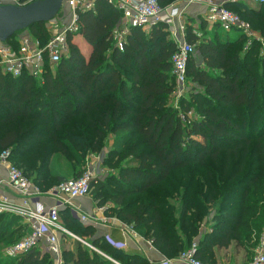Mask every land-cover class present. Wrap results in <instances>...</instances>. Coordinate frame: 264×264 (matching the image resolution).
<instances>
[{"label":"trees","instance_id":"obj_1","mask_svg":"<svg viewBox=\"0 0 264 264\" xmlns=\"http://www.w3.org/2000/svg\"><path fill=\"white\" fill-rule=\"evenodd\" d=\"M158 1L167 8L177 0ZM95 3L96 14L80 12L78 34L90 44L89 55L69 35V53L55 66L46 65L42 81L28 73L12 77L0 68V153L8 151L9 162L47 191L79 178L90 156L112 142L103 161L111 172L91 183L99 207L111 204L109 215L116 214L169 259L196 243V257L205 264H223V257L229 261L242 251L244 264H250L264 237V135L262 127L256 133L255 118L264 55L260 75L254 72L256 64L243 61L234 48L244 32H224L219 25L207 30L203 21L199 34L188 20L186 41L195 50L187 79L194 86L174 104L172 57L178 47L168 25L132 28L121 51L113 33L121 12L109 0ZM223 5L264 35V3ZM57 19L66 22L68 11L8 41L17 45L16 37L27 31L46 40V25ZM260 89L264 97V85ZM222 157L225 170L216 180L213 170H204L208 180L201 183L189 177L184 185L185 176L173 177L185 171L180 169L203 168ZM4 215L0 243L19 241L27 226ZM60 215L67 229L103 253L63 237L62 245L70 244L63 246L64 264H153L95 236L94 227L72 216L69 208ZM210 221L212 226L204 228ZM12 260L5 264H54L39 247Z\"/></svg>","mask_w":264,"mask_h":264},{"label":"built area","instance_id":"obj_2","mask_svg":"<svg viewBox=\"0 0 264 264\" xmlns=\"http://www.w3.org/2000/svg\"><path fill=\"white\" fill-rule=\"evenodd\" d=\"M121 12V22L114 30L115 46L123 51L127 37L132 28L140 27L144 30L156 26L161 22L167 25L174 23L181 15L178 7L165 8L169 12L164 17V8L158 0H109ZM188 3L203 4L207 8L206 19L212 25H219L224 31L238 30L249 31L250 25L234 11L225 7L217 0H186ZM252 3L263 4L264 0H250ZM1 3L20 4V0H0ZM167 10V11H168ZM68 11V19L54 20L48 28V38L42 40L24 32L16 37L17 45L6 41L0 42V68L6 75L19 77L24 73L33 76H42L47 64L55 66L63 56L69 53V35L76 34L79 30L80 12L92 11L96 14L95 0H65L63 12ZM181 29L185 32V26ZM177 35V34H176ZM178 36V35H177ZM177 51L172 57L173 74L176 82L175 94H181L187 82V64L195 45L183 38L176 37ZM9 152L4 151L1 162L6 166L8 177L6 182L0 180V214L9 213L21 219L27 226V233L9 249L11 256H19L31 249L44 248L54 260V264H64L62 238L70 237L84 242L92 249H98L85 242L67 229L61 222L60 210L69 208L72 216L82 222H87L92 216L81 213L74 204L77 198L91 195V183L94 174L87 169L79 178L68 179L60 185L47 191H42L29 179L22 169L8 160ZM7 187L8 190H5ZM51 197L54 203L48 206L42 197ZM109 240V239H108ZM112 244L116 245L112 240ZM183 264H205L196 257V243L191 248L183 251L178 258ZM175 259V260H176ZM174 260L164 259L154 264H172ZM250 264H264V237L256 249Z\"/></svg>","mask_w":264,"mask_h":264},{"label":"crops","instance_id":"obj_3","mask_svg":"<svg viewBox=\"0 0 264 264\" xmlns=\"http://www.w3.org/2000/svg\"><path fill=\"white\" fill-rule=\"evenodd\" d=\"M217 1L222 4L226 2H237V1L250 2V0H217ZM177 2H178L177 5H170L167 7L169 8V10L172 7H178L180 8L182 12L181 15L178 18H176L172 26L168 25L173 40L176 37H179V38L184 37L185 32L182 31L181 26L184 25L186 28L188 20L189 22L191 21V23H193L195 30H197L199 34L203 33L202 31H200L201 22L203 21H206L207 23L206 29L212 30L214 25L207 22V19L205 16L207 12V8L205 5L199 4V3L190 4L186 0H177ZM167 10L168 9L164 10V17H166L169 12V10L168 11ZM145 31H148V30H145ZM81 36L82 35H77L76 37L78 38ZM77 38L73 39V42L78 45L79 41L77 40ZM87 46L90 48V53H91L92 48L90 44L87 43ZM0 167H1V170L7 169V168L6 169L3 168V166H0ZM97 170H100V168H97ZM5 190H8V189H5ZM42 200L48 206L54 203V200L51 197L44 196L42 197ZM74 204L79 208L81 213H85V214L92 216V218H90L87 222H84V223L86 225L88 224L94 227L95 236L97 237L104 236L108 238L109 240H112L116 244L115 246L120 247L121 250H123V252H125L126 254L140 255L146 258L150 263H153V264L156 262H161L164 259H168L162 254V252L158 248L152 245L150 241L146 240L138 231L132 228L131 225L121 220L116 214L112 213L109 215L107 213V209L112 207L111 204L109 206L99 207L97 202L93 199L92 196L77 198L76 200H74ZM204 228H206V226ZM88 238L91 239V237H88ZM81 239L87 242L86 238L85 239L81 238ZM62 246L67 247V246H70V244L66 243L65 245H62ZM242 254H243V251L239 255L242 256ZM175 259H173L174 261L172 262V264H183L182 261L178 259L175 260ZM223 259L225 258L223 257L221 260ZM235 264H244L243 258L241 262L236 261Z\"/></svg>","mask_w":264,"mask_h":264},{"label":"rangeland","instance_id":"obj_4","mask_svg":"<svg viewBox=\"0 0 264 264\" xmlns=\"http://www.w3.org/2000/svg\"><path fill=\"white\" fill-rule=\"evenodd\" d=\"M177 3L178 2L176 1L171 5H177ZM46 26H47V28H50V25H46ZM244 34H245L244 40L241 42V44L238 45V47H234V48L239 50L240 57L242 58L243 61L249 60L251 63L256 64V68H254L255 69L254 72L255 73L259 72L261 75V68H260L259 61L262 59V57L264 55V35H262L261 33L255 31V30H252V29H250L247 32H244ZM77 35H79L78 32L76 34L74 33V35H72V40L77 38L76 37ZM82 37L83 36L77 38V40L79 41L78 45L86 55H89L90 54V48L87 46V42H85ZM246 68H244V70H246L247 74H250L249 71L247 72ZM36 77L38 78L39 81H42L40 79L42 76L38 75ZM252 83L253 82H251V80H249V86L250 87L252 86ZM263 85H264V81L263 82H261V81L257 82V88H258L257 89V91H258L257 98L259 99L258 100V106L259 107H258V109L255 107L257 109L255 118L258 119L257 117H259V123H258V126H256V130H257L256 133H259V130L262 127V132H261L262 135H264V102L261 101V99H263L264 97H263V94L260 93V91H261L260 87H262ZM192 86H194V84L190 81V78H188V80L184 86L185 89L182 92H179L181 94H173L172 95V98H171L172 102L175 104L179 97L188 96V91H189V89L192 88ZM111 140H112V138H111ZM111 144H112V142H109L106 145V147L104 148V151H102L99 154L91 155L87 161L86 170L90 169L92 171V173L94 174V179L95 178H105V176L111 172V169L103 164L104 158H105L106 153L108 152V149L110 148ZM2 154L3 153H0V160H1ZM0 166H3V168L6 169V166L1 161H0ZM224 166H225V160H224V157H222L216 164L209 163L206 167H203V168H201L199 166H191V167L186 168V169H180V170H185V171H177V172L173 173V177L177 178V180H180V177L185 176L184 177V185L187 184V182L189 181V179H188L189 177L193 178L195 180H198V183H201L202 180H208V176L204 170H213V175H214L213 180H216L215 177L218 176L219 170H225ZM97 168H100V170H97ZM198 170H201V171H198ZM228 170H230V168ZM7 175H8L7 169L1 170V167H0V180L2 182H6L7 177H8ZM207 188H208V186H205L206 191L208 190ZM6 189H7V187H6ZM90 196H92V195H90ZM109 205H107V206H109ZM10 215L11 214L6 213V215H4V216H5V218H7L8 216L10 217ZM12 216H15V215H11V217ZM212 224H213L212 221H210L207 223L206 227L210 228L212 226ZM72 230L76 231V230H78V228L75 226H72ZM19 238H16L12 242L0 243V264H5L6 261H9V262L13 261L12 259H14L15 257L11 256L8 253V249ZM72 241H73V239L70 240L69 243L73 244ZM41 251L43 253H46L44 248H42ZM244 254H245V252L243 251L242 256L239 255L238 257H229L230 258L229 261H227L226 259H223L222 263L223 264H231V263H234L236 261L241 262L242 258H243V260L245 259V256H243ZM223 255H224V252H222L220 254V257H223Z\"/></svg>","mask_w":264,"mask_h":264},{"label":"water","instance_id":"obj_5","mask_svg":"<svg viewBox=\"0 0 264 264\" xmlns=\"http://www.w3.org/2000/svg\"><path fill=\"white\" fill-rule=\"evenodd\" d=\"M65 0H33L25 4L0 2V42L33 25L55 19L64 8Z\"/></svg>","mask_w":264,"mask_h":264}]
</instances>
